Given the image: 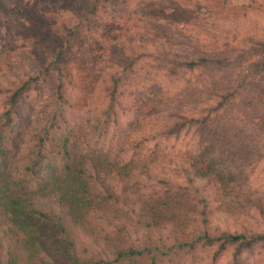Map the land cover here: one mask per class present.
<instances>
[{
    "label": "trees",
    "instance_id": "16d2710c",
    "mask_svg": "<svg viewBox=\"0 0 264 264\" xmlns=\"http://www.w3.org/2000/svg\"><path fill=\"white\" fill-rule=\"evenodd\" d=\"M49 3H36L35 10L25 0H0V59L9 52L27 66L0 86V264L261 262V207L250 222L246 213L228 224L212 219L225 184L245 183L249 172L243 138L222 117L236 115L253 93L256 113L264 102V61L249 66L262 40L253 37L245 49L223 42L214 54L215 41L212 55L179 59L135 46L126 34L198 21L176 0ZM44 87L52 106L27 142L20 132L23 114ZM130 95L136 103L127 100ZM151 105L165 114L153 106L154 127L138 138L130 113ZM251 110L239 115L247 119ZM255 116V129H264V114ZM176 146L196 161L174 167L175 180L160 178L133 203L128 182L167 160ZM204 146L222 148L229 161L221 168L220 161L202 160ZM15 149L20 153L14 155ZM110 212L133 215L134 235L119 226L110 233L88 228L90 220ZM84 226L99 247L86 259L77 253V231ZM161 232L164 238L156 239Z\"/></svg>",
    "mask_w": 264,
    "mask_h": 264
},
{
    "label": "rangeland",
    "instance_id": "374dc122",
    "mask_svg": "<svg viewBox=\"0 0 264 264\" xmlns=\"http://www.w3.org/2000/svg\"><path fill=\"white\" fill-rule=\"evenodd\" d=\"M25 1L30 2L35 10L37 9L35 6L36 3L42 2L44 6H50V0ZM176 1L183 8L195 11V15L199 18L198 21L187 24L183 27L178 26L174 29L165 31L140 29L138 27L137 31L135 32L129 31L130 34L125 32L133 38V44L135 46L146 47L149 45L153 48H158L161 51H166L169 56L182 59L186 57L212 55L210 52L214 47L215 41L218 42L215 45L214 54L217 53L218 45H223V42H225V45H240V47L245 49V47L248 48L251 39L255 37L257 39H261L264 44V0ZM56 4L57 8L60 9V6H62L61 3L58 1ZM28 7L30 6L28 5ZM210 25H213L212 29L210 28ZM237 41L242 44H238ZM7 55L8 59L7 56H4V59H0V86H6L5 81L8 78H11L13 74H19L27 69L26 64L21 61L20 57H14V55L9 52ZM261 61H264V46H262V48L253 55L249 66L251 67L252 64ZM223 73L218 74L216 81L219 82L221 80ZM215 84L212 83L214 88H216L214 86ZM256 97L257 96H254L253 93V96L249 95L247 100L241 103V112H245L246 110L252 108V114H250L247 119H244L239 115L240 111H238L236 115L230 114L229 117H222V121L228 122L229 125L239 130L240 135L243 138V147H241V150L246 154V164L249 166V172L247 173L245 183L231 186V184L234 182L233 181L231 183L229 182L228 184H225L228 185L229 188H227L225 191H222V194L217 196L214 200L213 207L216 208L217 212L214 215L212 222L215 225L228 224L237 217H245V213L249 214L247 219L250 222L252 221L250 216L255 214V208L257 206L261 207L264 211V129H255L254 124L257 121L255 122L252 120V117H256L255 114H264V102L257 104L260 106V108L256 113L253 110H256V108H254L255 104L257 103ZM127 100H129V102L136 103L137 97L130 95V97L128 96ZM194 100L196 101L197 99ZM137 104L139 106L141 105L139 102ZM50 105L48 89L44 87L34 99V105L32 108L26 110L23 114L24 122L20 132H22L24 135L23 139L25 141L28 142V140L32 139V136L40 132L43 120L42 118L44 116V112L46 111L45 109ZM153 106L154 105L148 106L147 108H136L135 110L132 109V112L130 113V123L134 124L138 122L139 124V126H135L136 137L141 138L142 136L150 134V131H152L154 127L152 126V118L155 113L154 107L156 108V111H162L161 113L165 114V108ZM151 146V143H148V148ZM163 146H165V143ZM213 148L214 150L211 147L206 148L204 146L202 150L204 155H202L201 159L208 162L215 161L216 163L220 161V166L223 168L226 161H229L225 153L226 151H223L220 147L213 146ZM187 150L188 149H184L183 146H176V148L170 152L171 156L168 157L167 160L164 158L156 165L150 167L149 173L146 175L137 174L133 181L128 182V186L131 187L132 202L137 203L140 200V195H147L150 190L154 188L156 182L160 180V178L165 177L175 180V178L178 176L176 175L177 172H171L178 166H186L196 161V159L188 161L186 155ZM12 151L14 152V155L20 153L18 149ZM163 153L165 157V152ZM143 154H145V151ZM168 160H170L173 165H169ZM137 165H141L140 159L139 164ZM138 206V204L132 206V208L135 210V213L139 209ZM124 212L126 213V209ZM125 213L123 214L120 212L114 214L110 212L108 215H99L97 218L95 217L90 220V224H87L88 228L91 227L92 231L96 233H110L114 231L113 228L115 226H119L126 228L132 232V235H134L136 232L134 226V216H128ZM106 221L110 223L107 224ZM87 230V227L84 226L82 229L77 231L80 236L78 239L77 253L81 254L84 259L88 258L89 254L96 255L99 252V247H97L93 241L95 237L93 235H86ZM260 230H263V228L261 227ZM89 233H91V231H89ZM164 236L165 232H161L155 238L163 239ZM259 258L260 261L262 260L261 262L251 260L250 263L264 264V255H260ZM59 262L60 261H57L54 264H59ZM206 263L207 261L203 262L202 264ZM45 264H49V261H46ZM222 264H225V262H222Z\"/></svg>",
    "mask_w": 264,
    "mask_h": 264
}]
</instances>
